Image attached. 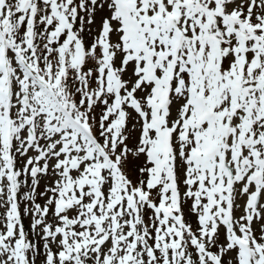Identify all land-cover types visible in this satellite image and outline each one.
<instances>
[{"label": "snow or ice", "instance_id": "obj_1", "mask_svg": "<svg viewBox=\"0 0 264 264\" xmlns=\"http://www.w3.org/2000/svg\"><path fill=\"white\" fill-rule=\"evenodd\" d=\"M0 264H264V0H0Z\"/></svg>", "mask_w": 264, "mask_h": 264}]
</instances>
